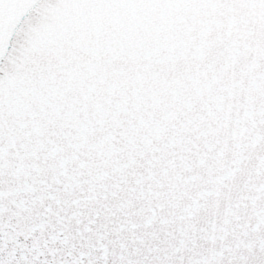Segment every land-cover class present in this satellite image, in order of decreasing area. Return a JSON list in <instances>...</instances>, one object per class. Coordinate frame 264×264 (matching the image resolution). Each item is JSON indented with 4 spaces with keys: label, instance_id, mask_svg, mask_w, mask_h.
Here are the masks:
<instances>
[{
    "label": "snow or ice",
    "instance_id": "6c2138e0",
    "mask_svg": "<svg viewBox=\"0 0 264 264\" xmlns=\"http://www.w3.org/2000/svg\"><path fill=\"white\" fill-rule=\"evenodd\" d=\"M0 264H264V0H0Z\"/></svg>",
    "mask_w": 264,
    "mask_h": 264
}]
</instances>
